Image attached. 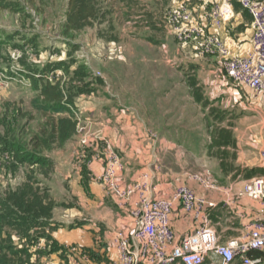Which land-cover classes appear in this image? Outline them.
Returning a JSON list of instances; mask_svg holds the SVG:
<instances>
[{
    "label": "crops",
    "instance_id": "obj_1",
    "mask_svg": "<svg viewBox=\"0 0 264 264\" xmlns=\"http://www.w3.org/2000/svg\"><path fill=\"white\" fill-rule=\"evenodd\" d=\"M10 1L3 10L19 14L14 12L13 3L24 5L23 1ZM34 1L29 0L33 15L20 12L22 19H26L22 21L25 27L21 26V32L26 29L25 34L30 36L27 39L33 41L32 50L40 52L37 47L41 34L37 33L36 24L44 25L47 20ZM66 1V7H62L64 17L57 22L61 16L54 17L52 21L58 25L57 55L50 60L44 55L36 60L27 45L26 52L31 56L28 58L26 53L22 54L25 48L20 42L6 48V63L21 66L27 77H23L21 83L30 85L35 97L38 92L32 84L38 79L58 86L64 102L72 96L67 105L70 110L68 107L64 109L66 112L60 110L57 114L61 115L57 116L72 115L76 123L70 140L52 147L47 154L55 168L47 180L48 187L57 204L52 218L54 228L47 233L59 249L51 251L44 239L34 241L30 251L44 254H34L31 263L117 264L120 241L128 239L135 243L137 224L131 212L138 193L122 202L108 194L100 179L107 163L102 139L109 141L123 160L125 169L119 173L123 187L142 185L148 177L151 196L170 198L179 185H189L197 194L216 202L217 207L206 212L211 221L210 215L219 211L221 217L217 225L228 228L231 238L239 233L243 238L257 217L260 204L238 197L237 191L245 181L241 177L233 179L229 174L226 178L221 176L224 171L220 161L215 162L214 170L219 180L208 170L201 172L205 157L210 159L201 150V144L205 141V132L211 143L210 136L224 128L231 131L239 149L249 147L261 153L264 148L262 98L227 79L220 68V59L204 53L202 36L189 42L179 40L185 28L172 24L169 17L176 11H190L201 32L219 37L226 44L229 56L236 58L245 57L252 50V20L248 12L237 2L229 4L226 0ZM81 2L84 8H81L83 15L79 16L77 7ZM216 7L221 11L220 26L212 24L210 18ZM41 59L45 60L44 64L56 65L50 77L43 72L33 73L35 66L45 68ZM81 68L87 75L83 81H77L75 77L81 73ZM66 73L74 78L70 85L64 82ZM13 82L19 81L14 76H5L0 84V105L6 110L8 104L17 102ZM163 101L174 105L170 111H175L179 104L178 111L182 113L199 110L204 115L205 130L192 133L196 138L193 145L179 144L171 138L172 131L165 128V122L151 127L150 116L159 111L155 104ZM19 105L25 113H40L33 103L31 109H27L24 102ZM226 114L233 116V126L224 125ZM237 120H241V127L239 124L236 127ZM85 136L87 144L82 146L80 142ZM197 171L199 173H194ZM193 174H206L216 184L217 191L204 190L189 178ZM11 179L9 185L17 182L16 178ZM225 213L232 215V221L225 219ZM198 225L196 218L186 213L181 204L174 205L171 226L177 242L192 234ZM13 240L23 248L19 236L14 235Z\"/></svg>",
    "mask_w": 264,
    "mask_h": 264
},
{
    "label": "built area",
    "instance_id": "obj_2",
    "mask_svg": "<svg viewBox=\"0 0 264 264\" xmlns=\"http://www.w3.org/2000/svg\"><path fill=\"white\" fill-rule=\"evenodd\" d=\"M226 2H237L251 17L252 50L245 57H230L226 44L215 35L203 34L194 23L190 11L173 12L169 20L172 24L185 28L179 34V40L182 42L202 36L204 53L220 59V68L228 80L251 89L262 98L264 114V1ZM220 17V9L214 8L210 13L212 24L220 26ZM102 141L107 163L100 179L108 194L122 202L138 193L136 206L131 212L137 224L133 237L135 243L128 239L120 241L117 264H263L261 258H251L249 255L264 253V177L245 181L237 191L238 197L258 202L260 211L243 238L230 239L223 243L206 216L208 210L217 207L216 202L197 194L194 188L183 184L176 188L172 197L155 198L150 194L148 177H145L146 183L142 185L123 187L119 181V173L125 169L123 160L109 141ZM80 143L82 146L87 144L86 136ZM260 155L264 161V148ZM189 178L208 192H216L218 189L206 175H192ZM176 203L181 204L184 211L193 215L199 222L195 231L180 242H177V236L171 226V216Z\"/></svg>",
    "mask_w": 264,
    "mask_h": 264
},
{
    "label": "trees",
    "instance_id": "obj_3",
    "mask_svg": "<svg viewBox=\"0 0 264 264\" xmlns=\"http://www.w3.org/2000/svg\"><path fill=\"white\" fill-rule=\"evenodd\" d=\"M0 7L4 9L6 6L3 3ZM77 8H79L78 15L82 16L81 8H84V3L81 2ZM5 44L8 45L10 42L0 40V48ZM78 74L77 76L80 75V77H75L77 81H83V77L87 75L83 72V68ZM32 87L38 92L32 102L33 106L42 113L44 118L37 132H30L29 124L21 125L23 114L29 113L23 111L18 101L8 104V109L0 118V123L4 128V132L0 134V143L4 148L0 149V153H7L10 156L5 164L0 165V174L12 178L16 177L20 170L24 174L20 183L9 185L4 192L0 193V264H32L31 257L34 254H44L41 251H30L34 241L40 239L47 241V246L51 247V251L59 249L57 243L52 241L47 232H39L40 229L47 227V222L50 223L47 231L54 228L52 218L57 205L49 188L43 189L41 186L51 177L55 169L47 154L52 147H59L70 140L75 133L76 123L70 114V117H56V115H61L57 114L58 111L66 109L72 101L64 102L65 98L58 86L49 80L38 79L33 81ZM69 98L72 99V96ZM212 144L220 151L217 157L221 161L224 155L223 150H226V147L233 146L235 149L237 147L231 131L224 128H219L217 134L212 136ZM220 165L225 174L233 175L227 171L226 164L220 162ZM248 171L246 176L250 177L255 172H261V169L254 168ZM38 176L44 180H39ZM210 216L213 224L217 225L220 222L219 211L213 212ZM14 235L21 238L22 249L15 244ZM249 256L261 258L264 263V253H252Z\"/></svg>",
    "mask_w": 264,
    "mask_h": 264
},
{
    "label": "rangeland",
    "instance_id": "obj_4",
    "mask_svg": "<svg viewBox=\"0 0 264 264\" xmlns=\"http://www.w3.org/2000/svg\"><path fill=\"white\" fill-rule=\"evenodd\" d=\"M22 1H23L22 3L25 6L21 5L19 2L13 3L14 12L15 13L19 12V14L18 13L13 14L10 12H6L5 10H3L2 7H0V40L10 42V44H8V45L5 44L2 46V48H0V59L2 60V62L0 64V84H2V82H4L5 76L16 77L19 82H13L15 84L13 89L15 92H17L15 100H17L18 102H24L26 108L31 109L32 103L30 101H31V99L35 98V93L31 89L30 85H27V84L25 85V84L21 83V81H23L22 80L23 77L26 76L24 70L22 71L21 66L19 64H13L12 65V63H10L8 65V63H6L5 58L8 56V53L6 52V48L9 45L11 47L14 43L20 42V44H23L24 48H25L22 51V54L26 53L28 58H30L31 56L26 52L27 51L26 50L27 45L30 49L29 52L31 54H33V57H35L34 59H36V60L39 59V56H43V55L45 56L46 60H50L51 56H54L55 54L57 55L59 53V49H58L59 44H58V40H57V43L55 41V38L57 39V37H58V34L56 33L58 31V29H57L58 25L56 22L60 21L62 19V17H64V10L63 9L66 7L67 1L66 0H35L34 1V2H37L38 7H40L39 13L44 15L45 19L47 20L44 25H42V24L40 25V22L38 24H36L38 26L37 27V33L39 35L41 34L40 43L38 44V47H37V49L41 50L40 52L37 51L36 49L34 51L32 50L33 41H30L27 39L30 36L28 35V33L25 34L24 31L26 29L24 28L23 29L24 31L21 32V26L25 27V25H22V21H25L26 19H22L24 16L22 14H20V12H30V14H32V15L34 14L33 8H31V6H29V0H22ZM3 3L5 5L6 4L10 5L11 1L10 0H0V4H3ZM62 7H63V9H62ZM56 8H58V9L55 10ZM59 16H61V18H58L55 23L52 22L54 17L57 18ZM29 20L31 22V19H29ZM27 24H28V22H27ZM44 46H46V47L42 50V47H44ZM46 48H47V51L45 52ZM41 53H43V54H41ZM41 60H42L41 64L43 66L45 60H43V59H41ZM28 62H29V64H31L30 61H28ZM53 64L54 63H51V64L45 63L44 64L45 68L39 67L41 69H37V67L35 66V67H33L32 71H33V73H34V71H36V72H43L44 74L46 73L47 75H49L52 72L53 67L56 66ZM66 75H67L66 80L64 82L67 81L68 84L70 85L74 78L70 77L71 74L69 75V73H66ZM50 76L51 75H49V77ZM32 77H34V76H31V78ZM25 78H27V77H25ZM10 91H12V90H10ZM67 93H70V92H67ZM69 101H71L70 98L66 99L65 102H69ZM178 106H179V104L176 105L177 109L175 111H170L174 107V105H171L169 103V101H163L162 104H155V107H157L159 109V111L157 112V114H151V116H150L151 127H152V124H155V126L158 127L159 125H162V123L165 122V124H164L165 128H170V130L172 131V133H170V135L168 134L169 136H171V138L175 139L176 142H178L179 144L182 143L184 145H193L194 139H196V138H194L195 135L193 136L192 133L196 132L198 130H201V131L205 130L204 115L200 114L199 110H198V112H195L193 110V112L189 111L187 113H182V111H178V108H179ZM181 107H185V105L184 106L181 105ZM68 110H70V108ZM163 110H166V111H163ZM5 111H6V108L4 106L0 105V118L4 114ZM66 111L67 110H64L63 112H66ZM170 112H176L178 114H171ZM68 113L69 112H67L66 114H68ZM63 115H65V114H63ZM23 116H24V118L21 121V125L29 124L28 128H29L30 132H37V130H39V128H40L41 122L44 120L41 113L23 114ZM53 116L55 117V115H53ZM56 117H58V116L56 115ZM240 121L237 120V122L235 123L236 127L238 126V124L241 127L242 124H240ZM233 124H234L233 116L226 114V120H225L224 125L225 126H233ZM165 128H163V129H165ZM3 132H4V128L0 123V134H2ZM186 132H190V133L186 134ZM203 137L205 138V141L201 144V150L203 152L207 153V156L210 159H207L205 157V161H204L205 167L203 169H201L202 173L205 172L204 170H208V172H210L217 180H219L218 176L216 175L214 170H215V162L220 161L221 164H224V165L226 164L228 166L227 171H229V173L233 174V175H230L233 179H237L238 177H241L244 181H248V180H251L255 177H264V161L261 158L259 150H254V149H251L249 147H247V148L241 147L240 149L238 147H236V149H235L233 146H228V147H226L227 148L226 150H223L224 155L222 156V158H221L222 161H221L219 159V157H217V155L220 151L214 147V144H212V136H210L211 137V143L208 139L209 137H208L207 132H205V135H203ZM3 148H4L3 145L0 143V149L2 150ZM9 158H10V156L7 153L1 152L0 153V165L5 164L6 161L9 160ZM254 168L261 169V172L263 171V174H261V172L259 171V172H255L252 176L247 177L246 176L247 171L248 170L250 171V169H254ZM194 173H199V172L197 171ZM224 173H222L221 176H223L225 178L229 176V175H225ZM22 174H23V171L20 170V172L17 173L16 177H14L17 180V182H16L17 184L22 181V176H24V174L23 175ZM193 175H197V174H193ZM235 176H237V177L235 178ZM11 178L12 177L9 178V176H7V175H4V174L1 175L0 174V193L4 192V190L7 189L9 184H11V180H12ZM38 179L44 180L41 176H38ZM48 186H49L48 182H47V180H45L41 187L43 189H45ZM224 216H225L226 220L232 219L231 214L225 213ZM210 223H211V226L214 228V230L217 231L221 242L224 243V242H227L229 239H233V238H231L232 233H231V231L228 230V228H225V226H222L221 224H220L221 226L215 225L212 223V221ZM224 225H226L225 222H224ZM49 228H50V223L47 222V227L45 229H40L39 232H48L47 230ZM220 228H222L223 230L220 231L219 230ZM241 237H242V234L239 233V236L235 237L234 239L241 238Z\"/></svg>",
    "mask_w": 264,
    "mask_h": 264
}]
</instances>
